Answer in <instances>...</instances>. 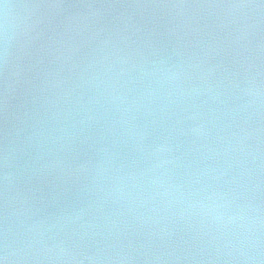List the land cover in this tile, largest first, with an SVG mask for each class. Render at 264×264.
<instances>
[{
  "label": "water",
  "instance_id": "95a60500",
  "mask_svg": "<svg viewBox=\"0 0 264 264\" xmlns=\"http://www.w3.org/2000/svg\"><path fill=\"white\" fill-rule=\"evenodd\" d=\"M5 264H264V0H0Z\"/></svg>",
  "mask_w": 264,
  "mask_h": 264
},
{
  "label": "clouds",
  "instance_id": "9594fccd",
  "mask_svg": "<svg viewBox=\"0 0 264 264\" xmlns=\"http://www.w3.org/2000/svg\"><path fill=\"white\" fill-rule=\"evenodd\" d=\"M0 260H2V261H3V264H5V260H4V258H0Z\"/></svg>",
  "mask_w": 264,
  "mask_h": 264
},
{
  "label": "snow or ice",
  "instance_id": "6c2138e0",
  "mask_svg": "<svg viewBox=\"0 0 264 264\" xmlns=\"http://www.w3.org/2000/svg\"><path fill=\"white\" fill-rule=\"evenodd\" d=\"M0 264H3V261L2 260H0Z\"/></svg>",
  "mask_w": 264,
  "mask_h": 264
}]
</instances>
